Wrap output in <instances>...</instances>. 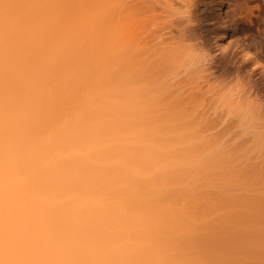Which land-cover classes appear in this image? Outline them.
I'll use <instances>...</instances> for the list:
<instances>
[{
    "label": "bare ground",
    "instance_id": "obj_1",
    "mask_svg": "<svg viewBox=\"0 0 264 264\" xmlns=\"http://www.w3.org/2000/svg\"><path fill=\"white\" fill-rule=\"evenodd\" d=\"M126 1L130 60H157L159 95L238 129L247 247L264 220V63L261 78L223 91L209 60L260 54L204 51L201 0ZM119 2L0 0V264H212L193 251L224 214L194 186L207 154L117 69L120 26L105 30Z\"/></svg>",
    "mask_w": 264,
    "mask_h": 264
},
{
    "label": "rangeland",
    "instance_id": "obj_2",
    "mask_svg": "<svg viewBox=\"0 0 264 264\" xmlns=\"http://www.w3.org/2000/svg\"><path fill=\"white\" fill-rule=\"evenodd\" d=\"M201 2L200 10L204 13L203 24L206 26L203 29H210L203 32L200 47L204 51L221 57L238 48L247 47L250 53L260 54L257 55L259 60H209L210 72L213 73L210 77L211 89L229 91L238 89L242 82L251 77L255 80L261 78L263 74L260 63H264V0ZM119 3L121 6L119 4L118 13L113 15L112 23L105 30L109 35L112 28L120 26L121 46L117 69L123 77L130 78L137 87L142 88L140 97L146 99L149 94H156L164 107L159 113L170 119L169 123L175 127L178 135L186 136L190 141L189 149L193 153L207 154L205 164L208 172L200 176L194 186L197 192L217 200L224 214L220 212L208 218L210 230L201 240L193 241V251L208 258L212 264H264V239L260 236L264 226L262 217L259 216L249 226L246 237L249 245L247 243V247L243 246L240 241L242 227L239 221L241 208L238 129L235 124L209 120V112L207 118V113H201L205 114L202 115L205 118L201 119L203 117L198 114L204 109L202 100L197 102L201 104L199 109L189 98L176 100L166 91L165 96L159 95L161 82L165 78L160 71L161 66L157 60H130L127 44V1L120 0ZM241 55L243 54L239 53L238 57ZM208 87L209 85L205 89H209ZM193 106H197V110ZM213 117L215 116H209L210 119Z\"/></svg>",
    "mask_w": 264,
    "mask_h": 264
}]
</instances>
